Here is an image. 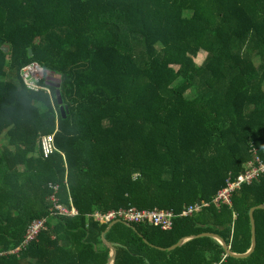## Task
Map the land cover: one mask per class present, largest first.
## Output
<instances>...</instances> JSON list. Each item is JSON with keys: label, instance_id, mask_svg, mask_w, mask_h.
Listing matches in <instances>:
<instances>
[{"label": "trees", "instance_id": "trees-1", "mask_svg": "<svg viewBox=\"0 0 264 264\" xmlns=\"http://www.w3.org/2000/svg\"><path fill=\"white\" fill-rule=\"evenodd\" d=\"M31 62L51 95L24 85ZM253 148L264 154V0H0V264H108L109 224L91 214L130 207L176 217L170 230L114 224V264H264V208L247 258L210 236L167 250L203 233L251 248L264 175L231 206L213 200ZM51 184L77 216L48 215ZM198 201L210 205L179 215Z\"/></svg>", "mask_w": 264, "mask_h": 264}, {"label": "built area", "instance_id": "built-area-1", "mask_svg": "<svg viewBox=\"0 0 264 264\" xmlns=\"http://www.w3.org/2000/svg\"><path fill=\"white\" fill-rule=\"evenodd\" d=\"M44 69L36 62H31L22 68L21 78L26 88L33 93H39L41 91L48 95H51L50 89L41 86L40 83L44 79ZM42 155L47 158L57 151L55 145V133L42 135L39 140ZM252 159H249L243 171L235 176L227 179L225 186L217 192L213 200V204L216 206L232 205L233 194L239 190L243 185H249L259 177L264 175V154H260L256 148L252 149ZM52 194L49 196L50 207L48 209V215L50 217H75L78 215L76 208L70 203V207H67L59 202L57 192L59 185H50ZM210 203L200 202L189 206H186L180 216H191L201 210L202 207L209 206ZM91 217L101 223L110 224L113 221H122L127 223H149L159 227L162 230H170L172 228L173 219L176 217L175 213L171 210L162 209H148L139 210L135 207L127 209L110 210L108 212L95 211L91 214ZM48 217L35 219L31 221L24 236L22 244L11 250L8 253H18L22 251L27 244L38 237L41 231L47 228ZM1 255V254H0ZM226 256H223L222 260H225ZM221 263V262H220ZM219 263V264H220Z\"/></svg>", "mask_w": 264, "mask_h": 264}, {"label": "water", "instance_id": "water-1", "mask_svg": "<svg viewBox=\"0 0 264 264\" xmlns=\"http://www.w3.org/2000/svg\"><path fill=\"white\" fill-rule=\"evenodd\" d=\"M29 55L31 56V50L29 51ZM60 83V81H59ZM57 97H58V103L60 106H62V101H61V98H60V95L59 93L57 94ZM61 112L62 114H64V109L63 107H61ZM197 203H200L199 201ZM264 208V204H261V205H257V206H254L250 209V212H249V216H250V221H251V233H252V244H251V248L244 254H236V253H233L230 248L227 246V244L225 243V241H223L218 235L216 234H213V233H203V234H200L198 236H189V237H185V238H182L177 244L173 245L172 247H169L167 248V250H173L175 249L176 247L178 246H181L182 244H184L185 242H187L188 240L192 239V238H195V237H201V236H210V237H213L215 239H217L221 246L223 247V250H225L226 254L229 255V256H234V258H238V259H244V258H247V256H249L255 249L256 247V224H255V219H254V211L257 210V209H263ZM117 222H121V221H113L109 224V226L107 227L106 231L104 232V234L114 225L116 224ZM127 226H133L132 224L130 223H127V222H124ZM104 234H103V237H102V240L104 242V244L111 250V253H110V259H109V262L108 264H114L115 263V259H116V248L113 246L112 243H110L105 237H104ZM147 241V240H146ZM162 250H166L164 248H160Z\"/></svg>", "mask_w": 264, "mask_h": 264}, {"label": "rangeland", "instance_id": "rangeland-1", "mask_svg": "<svg viewBox=\"0 0 264 264\" xmlns=\"http://www.w3.org/2000/svg\"><path fill=\"white\" fill-rule=\"evenodd\" d=\"M123 46H126V45H123ZM122 50H124V48H122ZM205 58V53L201 52L198 57L196 58V62L197 63H201Z\"/></svg>", "mask_w": 264, "mask_h": 264}]
</instances>
